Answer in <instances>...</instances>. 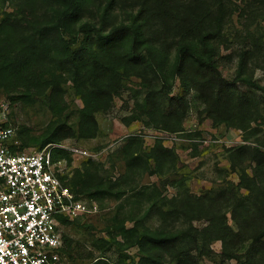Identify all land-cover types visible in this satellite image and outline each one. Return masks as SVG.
I'll list each match as a JSON object with an SVG mask.
<instances>
[{
	"label": "trees",
	"instance_id": "trees-1",
	"mask_svg": "<svg viewBox=\"0 0 264 264\" xmlns=\"http://www.w3.org/2000/svg\"><path fill=\"white\" fill-rule=\"evenodd\" d=\"M122 1L0 0V94L11 97L7 100L12 109L19 105L18 102L45 97L50 111L59 117L68 109L62 85L69 77L84 105L76 127L66 120L55 123L47 130L46 140L41 142L39 149L71 138H97L100 127L96 115L112 107L130 76L143 80L147 90L145 115L156 128L170 132L181 129L187 106L183 98H170L178 80L184 95L199 94L210 115L220 110L223 113L219 115L221 121H236L234 125L245 128L253 114L248 107L254 104L238 96L236 85L242 83L264 89L248 73L246 53L239 61L238 78L234 83L221 77L217 63L219 52L214 42L222 32V15L214 32L199 24L198 30L192 29L196 19L189 21L187 12V16L175 21L171 28V8L167 12L166 7L175 0H142L143 5L137 12L130 11L124 4L121 6ZM7 4L13 6L14 12L4 10ZM117 4L121 6L117 8H121L118 13ZM87 14L93 16L86 17ZM151 20L158 22L161 30L149 32ZM172 33L176 37L174 54L169 51L172 45L159 42V39L167 42ZM163 99L177 103L181 109H174L170 114L162 112ZM18 139L21 150L40 143L19 128ZM248 150L246 147L234 150L232 158L240 161V167L246 157L254 163V176L244 173L241 176V186L252 192L253 200L249 203L235 201V198L232 201L233 193L227 192H219L214 197L186 195L185 199L179 196L167 200L156 186L145 187L136 194L134 206L128 213H117L108 219L109 241L101 239L99 249L109 251L116 247L118 251H126L137 247L139 259L133 264H201L202 259L213 253L212 242L220 241L224 260L264 264V150L254 148L246 154ZM169 153L158 143L150 155L158 171H164L175 159ZM137 154L133 153V157ZM61 156L71 160L65 152H61ZM136 161L138 157L135 156L122 179L129 181L130 177L143 173ZM84 163L68 182L76 197L95 201L106 194L111 196L113 185L98 176L92 162ZM126 193L123 190L121 195H116L122 198ZM98 204L102 208L103 203L99 201ZM229 209L237 230L228 224ZM154 216L160 218L161 224L153 229L147 224ZM202 220L208 224L199 230L194 223ZM83 221L86 219L65 224ZM128 222L133 223L131 228L126 226ZM67 237L65 255L71 260V241ZM247 243L245 253L240 254ZM127 259L126 255L121 257L118 264H124ZM91 264L109 263L100 256Z\"/></svg>",
	"mask_w": 264,
	"mask_h": 264
},
{
	"label": "rangeland",
	"instance_id": "rangeland-1",
	"mask_svg": "<svg viewBox=\"0 0 264 264\" xmlns=\"http://www.w3.org/2000/svg\"><path fill=\"white\" fill-rule=\"evenodd\" d=\"M121 3V6L124 4L132 12H137L143 5L142 0H123ZM118 6L121 7L117 4L116 13L121 10H117ZM170 8L169 16L173 21L171 28L175 26V21L185 18L187 12L190 15L189 21L196 19L191 25L192 29L198 30L199 24L201 28L214 32L222 15V32L214 42L219 52L217 63L221 77L234 83L238 78L239 61L242 54L246 53L248 73L264 89V0H180L179 3L175 0L166 7V11ZM4 10L14 12L13 6L8 4ZM90 16L93 15L87 14L86 17ZM149 24V32L161 30L158 22L151 20ZM175 39L172 33L167 42L163 39H159V42L167 46L172 45L169 51L174 54ZM143 86V80L136 76H130L125 81L112 107L96 115L100 127L97 138H71L63 141L67 145L89 151L92 154L89 161L97 168L98 176L113 185L111 196L106 194L100 200H95L97 203H103L100 215L89 217L86 221L66 226L64 229L65 236L71 241L70 264H91L100 256H104L109 264H118L125 255L128 259L124 264L138 261L137 247L118 251L116 247L109 250V246H106L105 249L109 251H104L99 249V242L101 239L109 241L106 232L108 219L115 217L117 213H128L134 206L136 194L145 187L156 186L159 194L167 200H174L179 196L185 199L186 195L197 198L214 197L219 192L233 193L232 201L234 198L235 201L245 203L253 200L252 192L241 186V176L244 173L253 177L254 163L250 157H246L243 166H238L240 161L232 158V151L243 147L249 149L246 154L251 153L254 148L264 150V90L237 83L235 89L238 96L254 104L248 107L253 113L251 119L245 123V128H241L234 125L233 122L238 123L236 121H221L219 115L223 113L220 110L213 111L214 114L210 115L199 94L190 92L184 95L178 80L170 98H183L187 113L180 131L170 132L150 124V119L145 115L147 90ZM62 87L68 106L62 116L58 117L50 111L45 97L31 102H18L19 105L12 109L11 120L14 125L40 141L39 144L26 147L22 151L39 149L41 142L46 140L47 130L55 123L66 120L73 127L77 126L80 111L84 107L83 102L69 77L63 80ZM9 98L0 94V100ZM161 105V111L166 114H170L174 109H181L169 99H163ZM158 143L175 157L164 171H158L157 164L153 157H150ZM19 144L21 147L20 139ZM135 152L138 154L134 157H138L136 162L142 166L143 173L136 174L126 181L122 176L134 161ZM84 162L82 159L77 162V170ZM84 165L85 163L82 166ZM123 190L128 193L122 198L118 197L116 194L121 195ZM226 216L228 224L237 230L230 209ZM160 224V218L154 216L147 225L154 229ZM207 224V221L202 220L196 221L194 226L203 230ZM126 226L131 228L133 223L128 222ZM118 241L122 242V239L119 238ZM248 246L247 243L239 253L244 254ZM210 249L213 253L202 259L201 264H238L236 259L221 258L222 242H212Z\"/></svg>",
	"mask_w": 264,
	"mask_h": 264
},
{
	"label": "built area",
	"instance_id": "built-area-1",
	"mask_svg": "<svg viewBox=\"0 0 264 264\" xmlns=\"http://www.w3.org/2000/svg\"><path fill=\"white\" fill-rule=\"evenodd\" d=\"M11 114V102L0 100V264H70L65 222L102 211L68 185L92 154L63 142L22 151Z\"/></svg>",
	"mask_w": 264,
	"mask_h": 264
}]
</instances>
